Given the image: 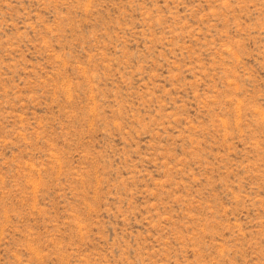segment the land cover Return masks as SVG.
<instances>
[{"label":"rangeland","instance_id":"obj_1","mask_svg":"<svg viewBox=\"0 0 264 264\" xmlns=\"http://www.w3.org/2000/svg\"><path fill=\"white\" fill-rule=\"evenodd\" d=\"M0 264H264V0H0Z\"/></svg>","mask_w":264,"mask_h":264}]
</instances>
